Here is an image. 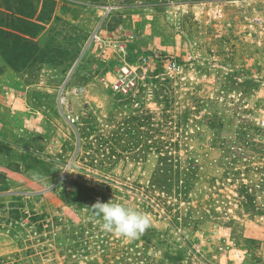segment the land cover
Instances as JSON below:
<instances>
[{
  "label": "rangeland",
  "instance_id": "rangeland-1",
  "mask_svg": "<svg viewBox=\"0 0 264 264\" xmlns=\"http://www.w3.org/2000/svg\"><path fill=\"white\" fill-rule=\"evenodd\" d=\"M68 1L35 39L63 63L0 55V231L19 245L0 264H264V0ZM123 61L142 73L126 96L101 80ZM161 156L178 193L151 182ZM109 200L151 226L104 231Z\"/></svg>",
  "mask_w": 264,
  "mask_h": 264
},
{
  "label": "trees",
  "instance_id": "trees-1",
  "mask_svg": "<svg viewBox=\"0 0 264 264\" xmlns=\"http://www.w3.org/2000/svg\"><path fill=\"white\" fill-rule=\"evenodd\" d=\"M66 2L71 3L68 0H0V55L8 65L14 69H25L36 63H63L62 58H56L54 54L53 38L44 45H39L35 39L46 30V25L53 15L60 20L57 9L60 3ZM71 5L74 4L71 3ZM161 152L158 150L159 154ZM36 156L42 161L43 158L39 154ZM1 163L3 162L0 161ZM4 165L17 172L23 168L18 156ZM178 173V170L174 171V168L166 162V157L161 156L160 166L155 171L151 182L159 185L162 192L176 191L178 193L179 188H173ZM0 177L4 176L0 173Z\"/></svg>",
  "mask_w": 264,
  "mask_h": 264
},
{
  "label": "built area",
  "instance_id": "built-area-1",
  "mask_svg": "<svg viewBox=\"0 0 264 264\" xmlns=\"http://www.w3.org/2000/svg\"><path fill=\"white\" fill-rule=\"evenodd\" d=\"M215 3L216 6L213 8L212 16L214 19H220L223 17V2L216 1ZM253 22L256 25L264 27V4L261 12L257 13L256 16L253 17ZM143 59L146 60L147 57L145 56ZM177 67L178 66L175 62L169 65L171 70H176ZM141 79L142 73L139 71L138 67L131 65L127 61H123L115 67L113 71H108L101 77L102 82L112 93L122 96L130 95L133 91H135L138 88ZM6 242H9L8 249L4 247ZM18 249V243L7 232L0 231V257L5 256L8 251H15Z\"/></svg>",
  "mask_w": 264,
  "mask_h": 264
},
{
  "label": "clouds",
  "instance_id": "clouds-1",
  "mask_svg": "<svg viewBox=\"0 0 264 264\" xmlns=\"http://www.w3.org/2000/svg\"><path fill=\"white\" fill-rule=\"evenodd\" d=\"M91 210L101 218V227L104 231L129 240L137 239L151 226V219L146 213L120 202L97 201Z\"/></svg>",
  "mask_w": 264,
  "mask_h": 264
}]
</instances>
